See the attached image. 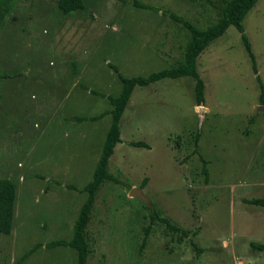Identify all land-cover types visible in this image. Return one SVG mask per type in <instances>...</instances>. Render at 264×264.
Here are the masks:
<instances>
[{"label":"rangeland","instance_id":"1","mask_svg":"<svg viewBox=\"0 0 264 264\" xmlns=\"http://www.w3.org/2000/svg\"><path fill=\"white\" fill-rule=\"evenodd\" d=\"M57 1L16 0L0 26V175L17 185L12 231L0 234V264H76L72 248L45 245L72 238L86 200L80 190L111 124L107 97L122 88L108 64L124 77L176 67L189 32L161 12L207 28L222 4L136 0L156 13L133 0H84L85 10L63 15ZM243 26L264 85V0ZM251 65L229 26L196 60L202 106L189 76L134 89L108 166L119 183L97 193L87 264H264V250L250 247L264 244V207L244 201L264 198V104ZM133 188L148 204L129 196ZM152 205L188 238L156 222L142 249Z\"/></svg>","mask_w":264,"mask_h":264},{"label":"trees","instance_id":"2","mask_svg":"<svg viewBox=\"0 0 264 264\" xmlns=\"http://www.w3.org/2000/svg\"><path fill=\"white\" fill-rule=\"evenodd\" d=\"M117 1L125 2L126 0ZM257 1L258 0H221L222 4L218 7L219 18L215 24L207 28L196 26L188 20H185L183 17L178 16L170 11H162L161 15L164 18H168L172 22L181 25L182 28L189 32V39L184 47L182 59L180 63H178L174 68L151 73L146 77H124L119 72L117 67L110 65V63L108 64V66L117 74V77L122 84V88L118 96L107 97L111 105V109L108 112L111 115V124L106 134L102 151L97 161L92 179L80 190L87 194L86 200L81 206L78 216L75 220L72 238L69 241H52L45 245L46 248H54L58 246L70 247L75 250L77 254L76 264H87L90 250L86 233L97 193L105 183H119V181L111 173H109L108 166L109 160L114 153V148L116 144L120 142L119 123L134 89L136 87H148L150 84L156 83L163 79H178L189 76L195 81L194 92L196 106H202L204 104L205 86L196 70V60L204 49H206L213 41L220 38L226 32L229 26H234L241 35L243 45L252 62V72L256 75L255 80L258 83L261 92V102L264 104V85L257 74L255 56L252 52L250 41L245 34L243 26L244 17L255 6ZM15 2L16 0H0V26L3 24L5 18L10 16ZM132 6L143 10L152 9L156 13L160 11L156 7L152 8L149 4H143L136 0L132 1ZM57 8L63 15H67L73 12L85 10L86 4L84 0H58ZM73 67L75 69L76 66L74 65ZM81 88L83 90H87V88L84 86H81ZM90 92L94 95L97 94L94 91ZM101 96L103 97V95ZM102 116H94L88 119L95 121ZM196 145L197 139L195 140V146ZM130 146L148 149V145L144 142H131ZM204 176L207 178V172L205 171V168ZM69 188L74 189L71 186H69ZM16 191L17 185L14 181L9 179H0V234L2 235H9L13 228ZM244 201L250 205L264 207V198H255ZM148 218L149 224L143 229L144 239L141 245L142 249L146 245V240L152 229V225L156 222L164 224L171 232H180L182 238H188L187 231L181 230L177 226L171 224L170 220L163 217L160 210L156 209L153 205L148 210ZM192 245L194 249L198 250V252L201 251L195 246L194 243H192ZM41 246L43 245L38 244L34 246L24 255V257L29 256ZM250 247L257 251L264 250V244L251 243Z\"/></svg>","mask_w":264,"mask_h":264},{"label":"water","instance_id":"3","mask_svg":"<svg viewBox=\"0 0 264 264\" xmlns=\"http://www.w3.org/2000/svg\"><path fill=\"white\" fill-rule=\"evenodd\" d=\"M129 196L132 198H139L148 204V200L143 196L142 192L136 188L131 189Z\"/></svg>","mask_w":264,"mask_h":264},{"label":"crops","instance_id":"4","mask_svg":"<svg viewBox=\"0 0 264 264\" xmlns=\"http://www.w3.org/2000/svg\"><path fill=\"white\" fill-rule=\"evenodd\" d=\"M3 163V162H2ZM16 165H17V162H16ZM16 168H17V166H16ZM18 171V170H17ZM16 171V172H17ZM0 179H9V180H12V181H14L13 179H11V178H9V177H7V176H4V175H0Z\"/></svg>","mask_w":264,"mask_h":264}]
</instances>
